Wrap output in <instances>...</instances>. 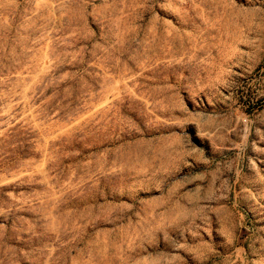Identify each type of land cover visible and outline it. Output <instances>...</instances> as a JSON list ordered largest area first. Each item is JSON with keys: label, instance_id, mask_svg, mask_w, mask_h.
<instances>
[{"label": "rangeland", "instance_id": "1", "mask_svg": "<svg viewBox=\"0 0 264 264\" xmlns=\"http://www.w3.org/2000/svg\"><path fill=\"white\" fill-rule=\"evenodd\" d=\"M0 264H264V0H0Z\"/></svg>", "mask_w": 264, "mask_h": 264}]
</instances>
